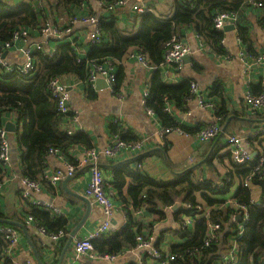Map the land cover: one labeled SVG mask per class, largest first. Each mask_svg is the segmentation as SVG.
<instances>
[{
	"label": "crops",
	"instance_id": "obj_1",
	"mask_svg": "<svg viewBox=\"0 0 264 264\" xmlns=\"http://www.w3.org/2000/svg\"><path fill=\"white\" fill-rule=\"evenodd\" d=\"M7 4H19L33 0H0ZM51 5L41 6L40 25L48 22L57 26H70L71 33L66 40L72 41L76 38L80 45L79 55H86L89 41V31L91 27L79 21L70 23L73 15L71 12L79 14L108 15L104 4L114 0H85L80 9L75 7L69 14L60 12L55 7L54 0H47ZM103 2V3H102ZM153 9L151 13L166 19L170 17L175 9L177 0H147ZM102 5V6H101ZM117 26L125 31H136L139 25V14L131 11L129 7H122L110 12ZM109 14V15H110ZM258 9H250L245 15L250 24L251 37L255 40L257 48L264 47V30L257 23ZM237 15V14H236ZM39 27H27L28 36L24 40L16 41L9 47L3 49L5 55L0 57L9 66L20 64L24 60L22 48H34L39 42L42 43L44 50L54 52L58 45V39L54 37H44L40 34ZM222 45L224 50L216 52L206 40L200 36L193 26L182 28L180 40L190 47V53L185 55L182 68L176 71L172 66L160 68L162 79L166 83L177 84L183 81H194L197 85V95L190 97L184 107H176L174 104L167 103L178 124L185 125L187 128H201L208 126L214 121L216 108H225L228 111V118L221 128L219 136L215 141L209 143H199L193 135H182L174 131L163 132L166 128L165 121L157 114H148L144 110L143 95L148 91L149 79L154 71L139 63L132 57L137 51L132 50L127 58L122 61L121 68L124 74L122 81L115 91L111 92L102 76H98L93 86L83 82L77 75H60L63 79L68 92V105L76 114V120L72 122L71 128L75 134L85 135L86 142L81 143L72 149L74 160L83 157L85 147L91 146L97 150H103L111 140L112 131L120 130L127 142L141 141L142 149L131 148L130 151H119L113 158L101 155L99 159L100 168L106 177V191L112 199L114 208L110 226L114 231L120 228L127 220L125 209L128 207L133 217L140 221L142 231L147 238L152 239L155 248L164 253H169L173 245L181 244L184 237L180 231L193 230L194 226L202 218L201 214L210 211L211 207L201 203L200 210L194 214L184 213L183 209L192 210L189 204H184L180 200L174 202L178 204L176 210L172 206H158L153 212L144 207L134 208L129 195V188L132 185L128 177L125 178L121 192L112 184L113 170L115 168L137 169L147 173L156 180H173L187 169H192L194 175L199 179H211L221 185L231 168L229 150L226 145V136L239 134L244 137V144L250 153L256 155L254 148L248 144L256 122L250 120L251 114L244 103V96L247 92L256 90L261 77H264V70L254 67L251 72H243V62L238 56L243 47L236 36V24L232 30L223 31ZM3 55V56H2ZM106 84V86H105ZM216 87L215 92L213 88ZM198 97L211 101L212 108L199 106ZM4 124L11 121L14 123L10 113H4ZM116 120V121H115ZM16 131V125H15ZM226 131V132H225ZM10 139V152L12 162H16L18 150L15 142V132H8ZM224 134L221 138H219ZM122 136V137H123ZM123 137V138H124ZM132 138V141L129 140ZM219 147V152L211 160V166L202 164L214 148ZM63 161L56 156L47 159L46 169L53 170L63 166ZM14 165V164H13ZM17 167V166H16ZM14 173L4 183L0 189V206L3 213L2 219L21 223L25 227L20 232V241L12 256L18 264L26 259H33L32 264H38L36 255L41 258L44 264H56L55 259H59L62 250L67 242L71 231H75L72 239L84 237L91 232L102 220L103 216L98 205L84 196V191L88 186L91 173L88 167L78 169L74 176L63 177L54 185L46 181L40 182V192L32 193V196L52 203L60 213L58 217L64 220L65 229L68 232L61 245H54L44 236L40 235L37 228L26 222V211L28 205L20 199V174L13 167ZM239 179L235 177L229 190V195L224 196V203L232 200V196L238 187ZM259 190L253 192L254 197L258 196ZM85 199L90 200L87 203ZM125 202H127L125 204ZM232 202V201H231ZM189 206V207H188ZM223 206H221L222 208ZM57 215V214H56ZM234 222V220L232 219ZM0 241L5 243V239L0 234ZM72 242V240H71ZM1 244V245H2ZM5 247V246H4ZM2 247V249L4 248ZM1 249V250H2ZM71 254V243L65 251L63 260L68 259ZM143 260L142 264H154L149 261L146 254L139 249L126 250L116 256L114 260L95 257L87 253L82 258V264H137L138 260Z\"/></svg>",
	"mask_w": 264,
	"mask_h": 264
},
{
	"label": "trees",
	"instance_id": "obj_2",
	"mask_svg": "<svg viewBox=\"0 0 264 264\" xmlns=\"http://www.w3.org/2000/svg\"><path fill=\"white\" fill-rule=\"evenodd\" d=\"M54 1L55 7L60 12L69 14L74 7L80 9V5L85 0ZM258 3L261 5H256ZM44 5L52 6L47 0L25 1L19 4H7L0 1V47L12 40V35L18 28L38 27L41 21L39 11ZM252 8L258 9L257 23L264 30V0H177L173 14L166 19L151 12L139 14L138 29L132 32L117 26L109 12L110 15L102 14L98 17L102 41L97 43L89 40L86 43V55L84 53L81 58L78 56V51L82 43L76 38L72 41L66 38L52 53L44 55L42 52L35 51L32 54L35 63L32 74H18L0 66V125H4V113H10L16 125L15 142L19 154L16 162L11 161L12 167L17 169L20 177L41 182L42 171L46 167L51 149L58 148L68 153L74 147L86 142L85 135L69 134L64 128L73 114L58 112L56 100L48 90V83L52 78L74 74L83 82H87L92 63L111 61L115 69L113 84L115 91L124 77L121 63L134 49L144 54L152 69L154 68L149 79L148 95L144 105L165 121L166 128L179 127L186 134H196L203 127L190 129L178 124L172 110H165L167 103L184 107L187 100L192 97L190 80L170 84L161 77L159 70L166 44L172 38H179L183 27L191 25L212 49L218 53L222 52L224 50L221 42L224 37L223 31L216 29L212 20L217 11H232L237 14L236 36L244 48L243 51L247 55L256 56L264 50V47L257 48L255 40L251 37L250 24L245 13ZM71 13L76 14V12ZM215 89L216 87L213 88L214 92ZM262 90L263 85L260 80L256 90L251 93L257 95ZM214 116L219 118L220 131L215 137L203 143L215 141L226 120L230 118L228 111L222 107L216 108ZM250 120L257 123L248 139L250 148L255 147L256 155L247 166L243 167L233 163L229 154L231 168L225 179L221 181V185L211 179H199L192 169H187L177 178L168 181L156 180L138 169L134 171V169L123 167L113 170L111 183L119 192L125 178L130 179L132 185L128 193L136 209L144 207L158 212L156 211L158 206H172L175 201L180 200L192 207V210L183 209L182 211L194 214L197 212L195 211L197 206L201 205L197 201L198 196L203 203L211 207L208 219L202 217L193 230L180 231L185 242L171 247L169 254L175 255L172 264L222 263L220 255L224 253L228 245L230 246L229 239L232 234H235L236 229V223L232 221L236 210L226 205L223 197L229 195L235 177L239 179V183L231 199L246 206L249 217L246 223L243 222L245 223L243 234L236 238L238 258L236 264H264V208L251 203V187L258 189V195L264 199V159L262 163L259 162V158L264 155V111L251 114ZM258 127L259 131H257ZM117 131L119 130L115 127L112 133ZM118 133L127 142L128 139L126 140L121 131ZM129 140L132 141V138ZM85 148H91V146ZM218 152L217 146L202 164L211 166V160ZM5 173V169L0 166V183ZM247 179L251 187L244 185ZM28 209L26 215H31L36 224L47 231L56 232L59 229H65V222L58 215L32 205H28ZM125 213L126 222L112 235L107 238L99 236L91 241L96 254L118 256L126 250L135 248L138 235H142L144 239L147 238L142 231L140 221L133 217L128 207ZM3 217L0 206V218ZM207 220L218 222L220 227L216 231L217 240L205 244ZM1 244L2 241H0V264H11L10 259H1V249L6 245V241Z\"/></svg>",
	"mask_w": 264,
	"mask_h": 264
},
{
	"label": "built area",
	"instance_id": "obj_3",
	"mask_svg": "<svg viewBox=\"0 0 264 264\" xmlns=\"http://www.w3.org/2000/svg\"><path fill=\"white\" fill-rule=\"evenodd\" d=\"M103 3V2H102ZM260 6L261 4H256ZM102 6V5H101ZM122 7H129L131 11L136 14H142L146 12H152L153 9L149 6L147 0H115L113 2H109L104 4V8L106 11H114L115 9L122 8ZM238 18L237 15L232 11H217L213 16V25L216 29L222 30L226 24H233L235 26ZM79 21L83 24H86L91 27L89 31V40L92 42H101L102 35L99 29V21L98 17L95 14H83V15H72L70 18V23H74ZM38 30L41 35L44 37H54L58 39L56 44L62 42L63 39L69 38V34L71 33L70 26H57L52 25L48 22H44L42 25L38 26ZM28 36L27 27H21L14 31L12 35V40L10 42H6L1 45L0 47V55L3 53V49L9 47L16 41L24 40ZM223 42V39L221 40ZM24 60L22 63L17 64L15 66H9L6 62L0 57V66L6 68L7 71H14L18 74H32L35 70V63L33 60L32 54L35 51L42 52V54L52 53L50 50L46 51L42 47V43H38L34 46V48L26 47L21 49ZM190 52V47L188 44L182 42L180 38H172L165 47L163 61L160 64V67H170L172 66L176 71H179L183 65V57ZM78 56L79 55L78 51ZM238 56L241 58L243 62V72L249 73L252 71L254 67H260L264 70V50L260 51L258 55L252 56L247 55L244 51H240ZM135 59L141 63L143 66L152 68V66L148 63V60L144 54L136 52L132 55ZM97 76H103L105 81L108 85V88L111 92H113V84L115 81V73H114V65L111 61H105L104 63H92L90 67V72L87 77L88 85L93 86L94 81L96 80ZM263 90L261 93L254 95L251 92H247L244 96V103L246 105L247 110L250 114L255 112L264 111V77H261ZM191 85V93L193 95H197V85L194 81L190 82ZM48 90L51 96L56 100L57 103V110L60 113L73 114V117H70L69 120L64 125L66 131L69 134L74 133L73 129L71 128L72 122L76 120V114L70 109L68 105V92L66 85L63 79L60 76H56L52 78L48 83ZM148 95V91L146 90L143 95V103L145 102V98ZM198 103L200 107L203 108H212L213 104L211 101H208L205 98L198 97ZM144 110L148 114H153V111L144 105ZM166 111H170V107L167 104L165 107ZM219 118L214 116V121L209 124L208 126L203 127L199 132L193 135V137L199 142L203 143L208 141L209 139L215 137L217 133L220 131V126L218 124ZM116 121V120H115ZM5 124L0 125V166L3 167L6 171L4 174L3 180L0 183V189L4 185V183L10 178V176L14 173L13 167L11 165V152H10V139L9 133L5 129ZM260 128H257L259 131ZM120 131V130H119ZM119 131L116 133L111 134L110 143H108L107 147L103 150H97L93 147L85 148L82 152L83 157L81 159L74 160V155L72 149L70 152L65 153L58 148L51 149L49 151L50 156H56L58 159L63 161V166L60 168H55L53 170H48L44 168L41 175V180L46 181L50 184H55L63 177H72L75 175L78 169H82L84 167H88L91 173V178L88 183L87 188L84 191V196L90 199L93 203L98 205L101 209L102 213V220L100 223L86 236L78 237L72 239L71 242V254L68 259L62 260L61 264H81L82 258L87 254H93L95 257H103L108 260H114L116 256H109V255H98L93 251V246L91 241L99 236H103L105 238L112 235L114 229L110 226V220L114 211L112 205V199L110 198L109 193L106 191V177L104 176L100 165L99 159L101 155L109 158H113L119 151L129 152L131 148L141 150L142 143L141 141H133V142H126L124 141L121 136L119 135ZM170 131H174L178 134L187 135L182 129L179 127L169 129L164 128L163 132L168 133ZM244 137L239 134H230L226 136V145L231 154V159L233 163L238 164L239 166H247L253 156L250 153V150L244 144ZM73 159V161H71ZM259 162L262 163L264 159V155L259 158ZM262 176H260L261 178ZM249 179H247L244 185L251 187L248 183ZM21 189L19 193L20 199L23 203L27 205H32L35 207H39L41 210L48 211L54 214H59V209L50 202L37 199L32 196V193L40 192L41 186L40 182H35L29 180L24 177H20ZM256 188L251 187V203L254 206L264 208V199L259 195L254 197L253 192ZM232 201V202H231ZM230 205L233 207L236 212L233 214L232 219L236 223L235 234H232L231 238L229 239L230 246L222 253L220 256L222 258V263L217 264H236L237 262V244L236 238L243 234V225L248 221V209L244 205L238 204L234 199L226 202V205ZM189 207V206H188ZM201 207H197L196 210H200ZM195 210V211H196ZM238 215L239 219H236ZM202 217L208 219V213L204 211L201 214ZM208 221V220H207ZM26 222L33 224L40 235L47 238L51 241L54 245H61L62 241L68 235V232L65 229H59L56 232L47 231L44 227L38 226L31 215H26ZM245 222V223H243ZM220 225L218 222H210L208 221L207 232H206V240L205 244H208L212 240H217V230L219 229ZM0 234L6 241L5 247L1 251L2 260L3 259H10L11 264H18V262L13 259L12 253L17 248L19 241H20V232L17 228L9 225H1L0 226ZM136 246L134 249L142 250L149 261L153 262L154 264H172L175 255L169 253H162L159 252L158 248H155L152 239L146 238L142 235H138L136 238ZM185 241V239H184ZM184 243V242H183ZM182 244V243H181ZM163 252V251H161ZM59 259H55L57 263ZM143 260H138L137 264H142ZM33 259H26L19 264H32ZM214 264V262H213Z\"/></svg>",
	"mask_w": 264,
	"mask_h": 264
},
{
	"label": "water",
	"instance_id": "obj_4",
	"mask_svg": "<svg viewBox=\"0 0 264 264\" xmlns=\"http://www.w3.org/2000/svg\"><path fill=\"white\" fill-rule=\"evenodd\" d=\"M234 28H235V26H234L233 24H226V25L223 27V31L232 30V29H234ZM5 53H6V51H4L3 55H5ZM3 55H2V56H3ZM184 57H185V56H184ZM184 57H183V59H184ZM105 86H106V84H105ZM4 127H5L6 131H8V132H15V125H14V123L11 122V121L7 122V123L5 124ZM251 155L253 156L254 153H252ZM85 200L87 201V203H90V200H88V199H85ZM177 207H178V204H174V205L172 206V209H173V210H176ZM236 219H239L238 215L236 216ZM0 223H6V224H10V225L18 226V227H20L23 231H25V227H24V225L21 224V223H16V222H14V221L7 220V219H2V218H0ZM74 233H75L74 230L70 232V235H69V237H68V239H67V242H66V244H65V246H64V248H63V250H62L61 256L59 257V260H58V262H57L56 264H61V262H62V260H63L64 253H65V251L68 249V247H69V245H70V243H71V240H72V236L74 235ZM36 260H37V263H38V264H44V262L41 260V258H40L39 256H37V255H36Z\"/></svg>",
	"mask_w": 264,
	"mask_h": 264
},
{
	"label": "rangeland",
	"instance_id": "obj_5",
	"mask_svg": "<svg viewBox=\"0 0 264 264\" xmlns=\"http://www.w3.org/2000/svg\"><path fill=\"white\" fill-rule=\"evenodd\" d=\"M189 53H190V52H189ZM189 53H188V54H189ZM114 71H115V69H114ZM97 77H98V76H97ZM102 77H103V76H102ZM104 79H105V78H104ZM94 82H95V81H94ZM158 250H159V249H158ZM159 252L162 253V254H164V252H161L160 250H159Z\"/></svg>",
	"mask_w": 264,
	"mask_h": 264
}]
</instances>
